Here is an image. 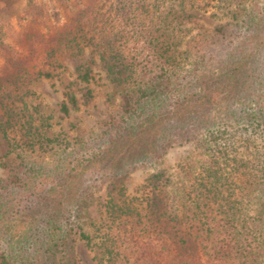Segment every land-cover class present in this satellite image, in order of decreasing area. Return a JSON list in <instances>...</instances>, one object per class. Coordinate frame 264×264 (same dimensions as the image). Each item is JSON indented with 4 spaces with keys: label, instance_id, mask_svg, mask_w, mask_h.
<instances>
[{
    "label": "trees",
    "instance_id": "1",
    "mask_svg": "<svg viewBox=\"0 0 264 264\" xmlns=\"http://www.w3.org/2000/svg\"><path fill=\"white\" fill-rule=\"evenodd\" d=\"M57 1L75 13L43 65L60 68L64 49L92 54L59 118L90 104L98 61L115 107L90 136L51 132L52 113L28 99L52 72L13 64L0 93V264H82L80 240L97 264H264V0ZM209 6L222 15L211 29L190 12ZM247 92L255 106L206 114ZM188 142L201 158L180 163L178 186L158 168L140 203L98 194Z\"/></svg>",
    "mask_w": 264,
    "mask_h": 264
},
{
    "label": "rangeland",
    "instance_id": "2",
    "mask_svg": "<svg viewBox=\"0 0 264 264\" xmlns=\"http://www.w3.org/2000/svg\"><path fill=\"white\" fill-rule=\"evenodd\" d=\"M71 6H73L72 1L68 5L61 4L57 0H0V93L4 90L2 83L14 69V63L24 62L32 71L39 69L51 71L52 77H41L33 81L32 87L37 93L35 95L37 99L29 98V103H40L41 112L45 115L52 113L54 126L51 132H67L71 138H75L90 136L98 130L100 120L115 107V104L108 100L111 88L98 61L95 65L97 82L91 84L94 97L90 104L73 111L69 117L59 118V107L63 100L65 86L76 81V68L92 57L90 49L81 55L64 49L58 51L57 55L62 65L60 68L54 69L49 64L43 65L46 61L44 45L67 27L75 13ZM57 11L58 18L55 16ZM190 12L194 13L200 23L208 29L222 21L220 11L212 6L204 9L194 7ZM74 88L78 90L79 86L74 85ZM255 104L256 98L247 92V95L238 94V96L227 98L208 110L206 114L221 117L230 108L243 105L250 107ZM7 146V140L0 131V175L3 174L1 158ZM200 158L201 155L194 145L188 142L169 148L161 162L156 165L137 164L129 170L122 185L117 184V188L109 184L101 187L97 174H94L89 182L96 185L98 189L101 187L98 194H102L103 198L108 199L113 196L116 201H120L128 197L135 203H140L143 198V186L152 172L158 168L165 169L171 178V184L176 187L182 183L183 178L180 163L184 160L196 162ZM129 246L131 251H136L137 242H132ZM77 252L82 264H97L96 257L100 255L99 251L96 248H90L83 240L78 242Z\"/></svg>",
    "mask_w": 264,
    "mask_h": 264
}]
</instances>
